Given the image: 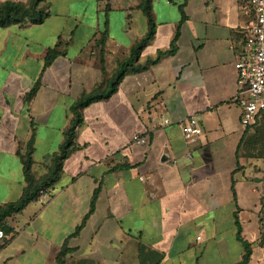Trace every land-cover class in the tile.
I'll return each mask as SVG.
<instances>
[{
  "label": "crops",
  "instance_id": "1",
  "mask_svg": "<svg viewBox=\"0 0 264 264\" xmlns=\"http://www.w3.org/2000/svg\"><path fill=\"white\" fill-rule=\"evenodd\" d=\"M140 1L48 0L43 23L0 26V205L26 186L19 152L33 137V171L45 175L72 104L106 84L148 31ZM152 5L155 31L140 68L82 109L51 198L5 219L0 264H58L66 240L67 264H238L237 222L252 243L247 264H264V181L240 155L235 62L252 19L247 0ZM56 46L61 53L46 66ZM190 116L202 137L186 139L181 122ZM135 134L149 143L133 142Z\"/></svg>",
  "mask_w": 264,
  "mask_h": 264
},
{
  "label": "trees",
  "instance_id": "2",
  "mask_svg": "<svg viewBox=\"0 0 264 264\" xmlns=\"http://www.w3.org/2000/svg\"><path fill=\"white\" fill-rule=\"evenodd\" d=\"M139 7L143 10L145 16L147 17L148 31L131 47L128 57L120 62L116 72L107 80L106 84L102 83L98 85L93 91L88 94H84L81 98H79L72 104L70 108L72 113L70 126L64 132V138L59 146L58 151L53 155L52 164L49 167L48 172L40 178H37L33 171V137L28 144L27 151L24 154L19 152L23 163L26 186L21 197L18 200L3 203L0 205V228H2L6 233L5 243L2 245V247L7 244L10 233V229L4 223L5 219L12 214L23 210L31 201L39 199V196L43 190L50 189L60 179L63 171L64 160L76 147L74 140L76 137L77 129L83 120L82 109L94 101L110 97L116 91L118 84L127 71H135L140 68L138 62L142 50L154 35L155 22L153 16L152 0H141ZM49 16L50 12L48 10V0H32L28 4L16 1L0 2V26H6L13 23L40 24L43 23ZM58 46L48 49L45 59L46 66L50 65L54 58L61 53V51L58 50ZM164 53L166 52H160V54ZM38 87L39 82H37L32 90L28 93L26 97L27 101H29L35 95ZM263 114L264 110L258 114L255 122L246 128L242 143L240 145V155L249 130L254 126H257V124L261 121ZM97 196L98 190H96L94 193L90 213L86 215L82 224L78 226L74 234H77L79 232L86 219L93 212ZM237 223L238 238L243 243L245 248L243 258L238 264H247L250 261L252 255V243L242 237L241 225L239 224V222ZM71 251L72 249L67 247L66 240L57 255L58 264H67L66 256Z\"/></svg>",
  "mask_w": 264,
  "mask_h": 264
},
{
  "label": "built area",
  "instance_id": "3",
  "mask_svg": "<svg viewBox=\"0 0 264 264\" xmlns=\"http://www.w3.org/2000/svg\"><path fill=\"white\" fill-rule=\"evenodd\" d=\"M252 19L245 27L244 44L238 54L235 67L238 76V104L241 108V123L247 128L253 124L258 114L264 110V0H247ZM170 118L163 116V124H170ZM187 140L202 137L204 131L196 116L181 122ZM133 142L147 145L146 136L135 134ZM51 192L43 190L39 199L49 200ZM6 233L0 228V250L5 243Z\"/></svg>",
  "mask_w": 264,
  "mask_h": 264
},
{
  "label": "rangeland",
  "instance_id": "4",
  "mask_svg": "<svg viewBox=\"0 0 264 264\" xmlns=\"http://www.w3.org/2000/svg\"><path fill=\"white\" fill-rule=\"evenodd\" d=\"M241 156L250 167L252 178L264 181V114L257 126L249 130Z\"/></svg>",
  "mask_w": 264,
  "mask_h": 264
}]
</instances>
